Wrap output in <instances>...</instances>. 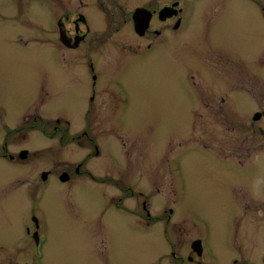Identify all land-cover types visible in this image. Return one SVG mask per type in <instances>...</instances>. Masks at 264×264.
Masks as SVG:
<instances>
[{
	"label": "rangeland",
	"instance_id": "1",
	"mask_svg": "<svg viewBox=\"0 0 264 264\" xmlns=\"http://www.w3.org/2000/svg\"><path fill=\"white\" fill-rule=\"evenodd\" d=\"M251 2L218 0L210 5L206 0H195L191 12L194 37L190 40L183 33L178 64L172 66L165 57L163 66L149 63L142 69L110 70L107 74L125 81L126 89H130L127 113L122 119L128 130H122L118 137L106 131L109 125L101 119L104 129L99 131V136L113 138L118 155H104L102 159L111 156L120 165L125 163L119 160L124 155L132 160V166L128 165L127 169L133 190H142L145 196L151 194V212L164 215V220L153 227L125 222L128 214L124 211L127 212V206L134 207L137 200L134 196L119 201L122 192L117 186H100L89 178L75 184L53 178L43 182L36 178L44 168H52L59 175L63 162L83 160L94 152V146L62 145L59 135L50 137L33 130L27 135L17 131L6 133L21 123L25 115L37 112L50 120L51 126L56 124L57 117L64 120L61 114L75 123L79 117L74 115L75 103L62 96L61 63L57 58V65H51L50 53L43 44L44 36L38 37L35 44L24 46L11 42L2 46L0 41V143L8 141L11 149L28 147L35 164L31 177L15 182L22 192L25 181L30 180V201L28 197H20L1 202L0 197L1 244L4 251L6 246L14 247L0 253L13 254L16 246L23 245L27 250L21 248L19 254L30 255L32 249L36 256L40 255L38 264H168L163 256L170 255L171 248L161 229L178 224L184 231L179 237L188 248L189 240L196 237L204 240L203 261L225 264L226 254L236 252L227 249V242L233 239L236 230L241 235L244 225L249 223L240 216L238 196L232 189L239 180L250 189L259 180L254 166L247 168L251 162L255 163L251 157L244 155L234 160L229 158V153L221 154L217 149L243 143L250 147L264 142L263 136L256 133L259 126L264 128V117L259 120L253 117L255 110L264 109V36L261 33L264 25L256 16L260 9H254ZM40 19H44V12ZM36 29L42 32L39 25ZM210 39L236 57L238 63L227 62L219 69L202 60L206 69L194 68L192 60L198 58ZM214 85L225 92L212 97ZM233 95L238 96V112L232 113L229 99ZM214 100L217 102L206 108L204 102ZM216 109L222 110L223 115L214 113ZM81 116L75 130L86 128L83 113ZM94 160L101 159L92 156L89 165ZM2 162L6 167L0 166V176L26 174L11 171L14 167ZM150 181L155 182L152 191ZM13 185L5 186L2 193L8 189L15 192ZM33 208L40 222V246L29 240L27 232L28 222L34 230L30 219ZM171 211L169 221L167 216Z\"/></svg>",
	"mask_w": 264,
	"mask_h": 264
},
{
	"label": "flooded vegetation",
	"instance_id": "2",
	"mask_svg": "<svg viewBox=\"0 0 264 264\" xmlns=\"http://www.w3.org/2000/svg\"><path fill=\"white\" fill-rule=\"evenodd\" d=\"M206 1L210 5L218 2V0ZM251 1L250 4L254 9H260L262 15L257 13L256 16L257 20L260 18L264 25V0ZM195 5V0H0L2 46L7 42L20 46L32 45L36 43V40L39 41L38 37L44 36L43 44L46 52L50 53L51 65L54 67L57 65L55 62L57 58L61 63V81L64 83L62 96L75 103L74 115L80 120L83 113L84 123H86V128L75 130L79 120L75 123L72 120H66L67 116L61 114L64 120L57 117L56 124L51 126L50 120L44 119L42 113L37 112L29 116L25 115L21 123L17 124L14 129L6 130V133L17 131L27 135L28 131L33 130V132L36 131V133L50 137L59 135L62 145L88 143L94 146V152L89 153L83 160L63 162L59 175H56L52 168H44L37 173L36 178H41L43 182H49L51 178L59 179L62 183L69 184L89 178L100 186L105 184L117 186L122 192V195L118 197L119 201L134 196L137 200L134 207L127 206V212L124 211L125 215L128 214L125 222L131 221L132 223L133 221L135 225L153 227L164 220V215H153L151 212L149 208L153 205L151 194L145 196L144 191L133 190L131 176L127 169L128 165L132 166V160L125 155L120 156L119 160L125 162L120 165L116 164V160H112L111 156L102 159L104 155L116 156L117 154L115 140L109 137L101 139L99 136V131L104 129L101 119H105L104 124L109 125L106 131L118 137L122 130L125 132L128 130L122 119L127 113L126 102L130 89H126L125 81L119 78L113 79L107 74L110 70L113 72V70L142 69L149 63H158L163 66L165 57L172 66L178 64L180 49H183L180 44L185 38L183 33L184 36H189L190 40L194 37L191 29V12ZM42 12H44L43 20L40 19ZM37 25L42 28L41 33L37 32ZM188 30L190 33L187 32ZM262 31L264 36V28ZM202 60H205V64L219 69L225 67L227 62L238 63L236 57L228 54L226 49L221 48L219 43L212 39L208 40L207 46L198 53V58L192 60V66L198 71L206 69ZM130 81L133 82L134 79L130 77ZM214 86L212 97L221 96L225 92L219 85ZM237 98L238 96L233 95L229 99V104L233 108L232 113L238 112ZM87 99L89 104H84ZM215 102L217 101H205L204 103L207 105L206 108H211ZM86 105L88 107L84 109ZM213 111L223 115L222 110ZM56 114L59 115V113ZM256 114H261L258 120L261 119L264 117V109L255 110L253 115ZM256 133L259 136L261 134L264 139L262 126L257 128ZM10 146L8 141L0 143V159L14 167L12 170L11 167L7 169L16 172L24 171L26 174L0 176L1 202L9 198L13 200L20 197H28L30 201L32 190L29 187L30 180L25 181V190L22 192L19 190V185L15 186L19 178L31 177L35 164L31 159L30 149L28 147L11 149ZM108 148L110 150L105 152L104 150ZM217 152L229 153V158L234 160H239L238 157L244 155L251 157L255 163L251 162L247 168L254 166L259 180L257 186L252 189L245 188V183L241 180L237 181L232 189L238 196L236 201L237 209L240 210L239 214L247 218L249 223L244 225L241 235L239 230H236L233 239L227 242V249L236 252L226 254L225 264H264V142L254 143L250 147L244 143L222 146L217 149ZM92 156L101 160L99 162L94 160L89 165ZM0 166L2 169L6 167L3 162ZM93 167L96 170L92 169ZM44 175H46L45 178ZM61 176L67 179L63 180ZM154 183L149 182L151 191ZM11 184H14L16 191L8 192V189L3 194L2 189L5 186L10 188ZM155 187L157 191H160L157 186ZM171 187L170 184V191L173 189ZM33 210L34 208L31 210L30 219L34 230L28 222L27 232L29 240L35 242L36 246H40V222ZM132 214L135 217H132ZM167 217L170 221L172 211ZM161 230L170 243V255L163 256L167 258L168 264H210L203 261L206 246L202 238L196 237L189 240L190 247L188 248L186 242L183 243V239L179 237V234L184 235V231L178 224ZM1 242L0 239V252H8L14 248L6 246L4 251L5 247ZM223 243L225 244L226 240ZM21 248L27 250L25 246L18 245L13 254L0 253V264L38 263L37 257L39 258L40 255L36 256L30 249V255L21 256L19 254Z\"/></svg>",
	"mask_w": 264,
	"mask_h": 264
},
{
	"label": "water",
	"instance_id": "3",
	"mask_svg": "<svg viewBox=\"0 0 264 264\" xmlns=\"http://www.w3.org/2000/svg\"><path fill=\"white\" fill-rule=\"evenodd\" d=\"M261 116V114H256L255 116H254V119L256 120V119H258L259 117ZM46 177V175H44V178ZM61 178L63 179V180H66L67 178L66 177H62L61 176ZM197 247V246H196Z\"/></svg>",
	"mask_w": 264,
	"mask_h": 264
}]
</instances>
